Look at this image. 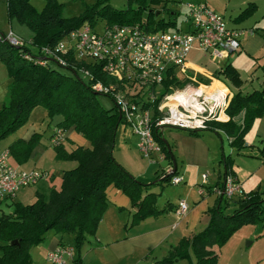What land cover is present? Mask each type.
Listing matches in <instances>:
<instances>
[{"label": "trees", "instance_id": "16d2710c", "mask_svg": "<svg viewBox=\"0 0 264 264\" xmlns=\"http://www.w3.org/2000/svg\"><path fill=\"white\" fill-rule=\"evenodd\" d=\"M134 1L139 5L136 10L119 11L104 5L101 8H89L83 15L74 19L63 17L61 5L57 0H46L43 11L36 10L30 0L7 1L9 16L27 23L35 35L30 41L31 46L26 43L22 47H17L5 40L4 34H0V55L10 75L8 98L0 109V141L21 129L28 122L33 110L43 106L50 118L61 117L57 127L65 130L74 128L90 144L78 146L72 151L65 149L64 142L53 145L59 159L75 162L73 168L64 171L61 186H53L48 198L40 194L31 204L12 202L11 212H1L0 264H30L33 259V248L40 244L51 230L74 234L75 246L81 248L89 235L96 233L109 205L107 190L113 185L132 200L135 209L132 225L146 218L158 216L171 208L169 202L163 209L159 208L157 193L152 190L151 184H144L138 180L115 158L116 130L124 120L117 105L110 110L102 106L97 96L99 92L93 89L91 81H85L78 68L93 71L98 79L106 84L114 82V78L103 72L96 61L83 62L68 55L67 66L57 63L50 56L42 59L38 55L43 47L56 45L70 31L83 26L87 20L91 25L97 26L95 16L104 17L109 24L149 25L151 21H163L166 24V28L163 29L167 30L176 25L171 19L168 22L165 19L157 20L156 16L161 10L153 5L161 4L162 0ZM166 10L172 14L173 9ZM145 11L149 14L148 18L139 20ZM129 12L133 16L127 18ZM52 63L59 64L73 73L63 72L53 67ZM213 75L231 89L232 98L226 110L229 120L212 121L209 122L207 129L190 133L196 136H201L204 131L214 132L220 136L225 134L229 137L231 145L241 151L246 146L247 132L255 120L264 113V89L244 93L241 90L244 80L232 62L217 68ZM96 80L97 78L94 79ZM199 80L204 82L202 77ZM189 81L190 78L186 74L177 72L173 78L166 80L165 87L171 91ZM240 116L242 120L239 121ZM155 135L162 144L166 158L172 163L173 153L169 142L160 134ZM36 140V137L30 142L17 139L8 150L12 155L26 158ZM224 162L226 175L233 173L232 155L224 154ZM176 173L177 171L164 173L163 179L157 182L170 183ZM203 187L205 192L213 191L205 184ZM11 198L13 197L4 200ZM218 198L219 204L211 210L209 225L198 232L192 240L195 250L214 245L221 247L232 236L238 227L236 224L240 222L264 220V193L250 191L227 200L237 204L232 213H227L222 208L221 202L224 198ZM186 247L187 242L184 240L162 262H174L187 257L188 254L182 252Z\"/></svg>", "mask_w": 264, "mask_h": 264}, {"label": "built area", "instance_id": "2783aa9c", "mask_svg": "<svg viewBox=\"0 0 264 264\" xmlns=\"http://www.w3.org/2000/svg\"><path fill=\"white\" fill-rule=\"evenodd\" d=\"M187 7L188 22L193 26L191 31L155 29L139 23H106L101 30H97V26L84 24L70 31L56 45L43 47L38 54L42 59L50 56L57 63L67 66L68 55L83 62H98L102 71L114 78V82L106 84L93 71L83 67L78 69L90 78L95 91L112 97L124 123L130 125L138 136L140 152L152 160L156 153L161 159L166 157L156 133L164 137L166 129L170 128L202 131L208 128L209 122L229 120L226 110L232 98L231 91L218 78L206 83L200 82L197 73L194 76L190 74V51L198 45L215 58L224 60L242 50L246 32H255L230 27L225 18L207 4H188ZM4 38L17 47L27 43L13 31ZM177 72L186 74L190 81L182 87L167 90L166 80L173 78ZM215 82L220 86L213 87ZM66 133L61 127L55 128L51 136L52 145L65 142ZM174 170L175 167L171 166L165 173L177 171ZM47 174L15 166L10 151L4 150L0 154V202L14 197L22 187L33 185ZM207 178L208 175L203 174V181ZM183 181L184 177L176 173L170 183ZM245 192L233 173L227 174L224 184L214 189L218 197L226 200L242 196ZM199 193L203 195L205 188L202 187ZM176 211L180 217L188 213L186 199H180ZM66 255L73 256V247L60 244L48 253L49 263L67 264Z\"/></svg>", "mask_w": 264, "mask_h": 264}, {"label": "rangeland", "instance_id": "374dc122", "mask_svg": "<svg viewBox=\"0 0 264 264\" xmlns=\"http://www.w3.org/2000/svg\"><path fill=\"white\" fill-rule=\"evenodd\" d=\"M8 0H0V34H8L13 31L14 34L27 42L28 45L31 46L30 41L34 38L35 32L34 30L24 22L19 21L17 18H11L8 13ZM62 8V15L67 19H74L76 17H80L83 15L87 9L89 8H101L104 5H109L119 11L121 10H136L138 9V3L134 0H57ZM150 1V0H149ZM148 1V2H149ZM218 4H225L226 0H215ZM32 5L38 11H43L46 6V0H30ZM206 4L205 0H162L161 4H155L153 7L161 10V13L158 14L157 20L165 19L168 22L170 19L176 22V25L170 27L169 30H177L178 28L182 31H191L193 26L188 22L189 18V8L188 4ZM260 10L257 11L255 15H259L262 23L257 22V18L251 17L245 20L241 24V28L245 29V31L253 30V27L264 26V3H261ZM166 8H171L172 14H170ZM157 10V11H158ZM215 11L219 12V15L223 16L224 11L216 8ZM254 15V16H255ZM133 16L131 12L127 14V18ZM149 14L147 11L143 12L139 20H146ZM228 25H231L229 17L225 14L223 16ZM97 22V30H101L103 26L106 24V20L104 17L95 16L94 17ZM89 20L85 24L88 23ZM151 27L157 29L166 28V24L163 21H151L149 24ZM260 31V29H259ZM262 32V31H261ZM249 39L250 47H246V50H243L242 53H232L229 55L227 59L220 60L215 58L210 52L204 51L198 45L190 51L188 55V60L196 64L200 67H203L209 72H212L214 69L219 68L224 62L230 60L234 62L241 71L242 77L245 80V84L242 86L243 91H252L255 89L262 88V82L264 81V36L259 32H246L244 36V41ZM37 49V48H36ZM52 66L68 73H73V71L61 67V65L52 63ZM86 82H90V78L84 76ZM210 82L211 80L204 79V82ZM10 83V75L9 70L4 62L3 58L0 55V89H4ZM231 90V89H230ZM98 99L102 106L107 109H113L116 106L115 101L112 97L98 93ZM3 98V97H2ZM5 99H0V109L3 107ZM7 101V100H6ZM5 101V102H6ZM44 107L36 108L30 115L29 120L20 131H24L30 125L33 126L35 124L38 129H42L44 131L43 136L44 139H47L48 146H45L47 149V153L41 156L39 167L48 168L49 170L59 169L60 165L69 166L68 168H73L75 166L74 161H64L58 162L55 158V148L52 144H50L51 133L54 131L56 123L58 122V118L50 120L49 118L44 119ZM66 141L65 144L70 148V143H72L68 137H71L73 133L72 130H66ZM17 133V132H16ZM15 133L9 135L5 140L7 141L10 136H14ZM201 136L209 139L211 144L215 150L218 148L219 157L216 159L215 165H211L208 168H204L202 171L209 176V183L215 184L218 177V167L217 164L220 163L219 159L221 158L222 153L224 152L226 155H232L235 159L233 163V169L236 174L241 185L243 186L246 192H250L251 190L258 191L264 193V116L259 118L256 123L249 129L246 134L247 145L239 151L237 148H234L231 145L230 139L227 135L223 134V136H218L212 132L204 131ZM72 138V137H71ZM164 138L168 140L171 144L174 143V139L169 131L165 132ZM0 141V153L3 152L4 141ZM90 142L87 144L89 145ZM44 148V149H45ZM45 149V151H46ZM114 156L117 161L124 166L130 174L135 176L138 180L142 181L144 184H150L154 181H157L158 177H156L155 172L160 170L161 174H164L168 171L169 161L166 157L164 159L160 158V154L156 153L154 155V160L145 157L138 147V138L137 135L133 132V129L130 125L122 122L119 124L114 142ZM65 166V167H66ZM67 168V167H66ZM223 170V165L220 167ZM59 174V172H58ZM234 174V172H233ZM236 174H234L236 176ZM49 175L42 177L37 182H35L32 187L36 186L37 183L49 184ZM36 184V185H35ZM61 182H58L57 186H60ZM208 185L207 181L202 180V176L198 178L196 185H191L187 182H181L179 184H172L161 182L157 183L158 188L155 191L158 197V204L164 205L168 201H172L173 203H179L181 198L189 200V203L192 205L195 202H198L201 199L202 194H200V190L203 185ZM117 188V187H116ZM108 199L109 205L101 219L98 229L95 234L89 235V239L93 243H96L98 239L99 231H101L102 222L108 216L109 209L113 207V203L110 199L109 192ZM154 191V190H153ZM122 193V190H121ZM124 193V192H123ZM180 193L182 196H180ZM198 195V196H197ZM123 196L129 198V202L125 208L126 213L128 210L132 209V200L126 194ZM190 197V198H189ZM123 199V198H122ZM188 202V201H187ZM224 201L225 206L224 210L232 213L237 205L234 202H230L229 204ZM211 207L213 208L215 204V199H210ZM228 206V207H227ZM110 207V208H109ZM3 209L6 212L10 211V208L7 206H3ZM0 210V214H1ZM133 213H130L128 221L123 224L125 227L126 223L129 228L133 222ZM105 217V218H104ZM107 219V218H106ZM143 225V224H141ZM238 227L233 232L232 236L227 239L221 247L218 245L209 246V258L207 264H264V220H258L256 222H240ZM138 227L135 226L134 229ZM145 226H141L142 230ZM126 229V228H125ZM63 234L72 236L68 233L58 232L57 230H51L47 233L45 239L33 248V259L30 264H50L48 260V252L50 243L56 239L55 235L61 237ZM75 244V236H72ZM86 246H85V245ZM84 249L87 247H92L90 243H84ZM82 245V246H83ZM81 246V247H82ZM76 247V246H74ZM94 247V246H93ZM168 247V244L162 245L159 249L154 251L150 264H159L160 262H156L155 257L164 256L163 249ZM167 249V248H166ZM165 249V250H166ZM84 251V252H83ZM78 253V251L76 250ZM86 253V250L82 248V254ZM156 253L158 255H156ZM47 255V256H46ZM97 256H91L83 259L82 264H98ZM71 259L70 256L66 255L67 264H74L73 261H69ZM196 259L198 263L199 260ZM147 264V262H144ZM160 264H189L187 260H180L175 263L163 262Z\"/></svg>", "mask_w": 264, "mask_h": 264}, {"label": "crops", "instance_id": "0c3cea01", "mask_svg": "<svg viewBox=\"0 0 264 264\" xmlns=\"http://www.w3.org/2000/svg\"><path fill=\"white\" fill-rule=\"evenodd\" d=\"M205 3L214 11L216 8L224 11V13L229 17V20L231 22V25H229L230 27L241 28V24L245 20L251 17H254L255 19L257 18L258 19L257 22L262 23V20L260 19L259 15L258 14L255 15V14L257 13L258 10H260V7L262 5L261 3H264V0H226L225 4H218L215 0H205ZM250 8L252 9L251 11ZM215 12L219 14V12L217 11ZM225 14H223V16H225ZM251 27L255 28L256 32H259L264 36V26H260V27L251 26ZM244 36L242 39L243 47L242 50L240 51L241 53L243 50H246V47H250L249 39L244 41ZM227 62H232V61L228 60L224 62L222 65H224ZM189 63L191 64L190 74H192L193 76L194 73H197L199 79L200 77L208 80H212V78L216 79V77L213 75V72L216 71L217 68L214 69L212 72H209L203 67L193 64L190 61ZM232 64L239 70L241 74V71L238 68V66L234 62H232ZM216 83L217 82H215V84ZM9 84L4 89L2 88L0 89V99H5L4 103L8 98ZM244 84H245V80L243 85ZM242 86H241V90H242ZM260 89H264V81L262 82V88ZM255 90H259V89H255ZM252 91H246V92H252ZM243 92L246 93L245 91ZM38 107H42V106H38ZM44 113H45L44 119L49 118L50 120H53L55 118H58V122L61 120V117L59 116H56L53 119L50 118L48 116V111L45 107H44ZM262 116H264V113ZM262 116L258 117L255 120L254 124ZM240 120H242V116L239 117V121ZM58 122L56 123L53 130H55V128L57 127ZM20 130L21 129H19L17 133L15 132L14 136H10L7 141L5 140L6 138L3 139L5 140L4 141L5 143L2 146L3 149L5 150L9 149L10 145L17 139H23L27 142H30L33 138L36 137L37 140L34 141L35 143L33 142L32 149L26 158L24 156L22 158H19L11 154V161L15 166L24 170H29V171L38 170V171L47 172L49 175V181H48L49 184L44 185L43 183L39 182L37 183V185L35 184L36 186L34 187L32 186L22 187L13 198L6 199L0 202V210L2 212L5 211L3 209V206L6 207L8 206L10 208L9 212H11L13 207L10 205V203L12 202L31 204L38 199L40 194H43L46 198H48L51 192V188L53 186L60 187L62 184V176L64 171L66 169H70L68 168L69 166L63 164L60 165V168L58 170L57 169L49 170L48 168L39 167V164H41L40 161H42L40 160L41 156L47 153V149L45 148V146H48L47 139H44L43 136L44 131L42 129L41 130L38 129L35 124H33V126L30 125L24 131H20ZM69 130L73 131V133L71 134L72 138L68 137L67 139H69L72 143H70V148H69L64 142L65 149H67L68 151H72L74 148L78 146H88L87 144L89 142L83 135L78 133L74 128H70ZM166 131H169V133L172 135V138L175 141L172 144L169 142L170 148L173 153V157H171L172 163L171 161H169L170 164L168 168H170L171 166L175 167L177 173L184 177L183 182L188 181L189 184L191 183V185H196V182L198 181L200 175L202 176V180H203V174H206L202 170L204 168H208L211 165L212 166L215 165V162L217 161L216 159H218L219 157L218 148L217 150H215L214 149L215 146L211 144L209 139L205 138L204 136L193 135L190 133V131L176 129V128L166 129ZM53 132L51 134H53ZM245 140H246V136H245ZM50 142H51V137H50ZM246 145H247V141H246ZM44 148L46 149V151ZM224 154L225 153L223 152L221 158L219 159L220 163L217 164L219 171H218V177L216 183L215 184L209 183L210 182V181L208 182L209 176L206 180L208 183L207 186L213 189V191L205 192L201 196V199H199V201L195 202V204L193 205L189 203V200H187L189 204V211L185 216L180 217L176 211L178 205L173 203L172 201H168L169 203H171V208L168 211L155 217L146 218L143 221L130 226L129 228H127L128 227L127 223L125 227H123L125 221L126 222L128 221L130 213H133L135 209L132 206V209L128 210L127 213L125 210H122V208H125L126 205L128 204L129 198L123 196V194L125 193L123 192L121 193V190L113 185L108 188V190H110V192L109 191L108 192L110 199L112 198L111 201L113 203L112 205L113 207L111 208L109 207L110 211L108 213V216L106 217L107 219L104 217L105 219L101 223L102 227H101V231H99V235L97 237L98 239L96 240V243H93L91 239L88 238L86 242L90 243L92 247H87L86 249H84V247L86 246L84 244L85 246L83 245L81 248H77L74 247L75 244H73L74 240L72 236H75L74 234L68 233L72 235V236L68 235L69 237H67L66 234H63L61 237L55 235L56 237L54 238L56 239H54L50 243L47 252L49 253L51 250L55 249L60 244H66V245H71L73 247V256L69 261H73L74 264H82L84 257L88 258L96 255H98L97 256L98 264H144V262L150 264L149 261L151 260L154 251L159 249L162 245L168 244L169 248L166 247L167 249L166 248L163 249L165 255L161 256L162 258H160L159 256L155 257L157 263L158 262L163 263L162 261L168 257L170 252L173 251V249H175L176 247L180 246L181 242L185 240L187 242V247L185 249H182V252L187 253L188 256L185 258H181L177 261L187 260L189 264H207L209 258V252H208L209 246L201 250H195V248L192 246V240L198 232L204 230L209 225L211 219V210L214 209L219 204L218 203L219 198L214 193V189L224 184L225 181L226 166L224 162ZM55 158L56 160H58V162H64V160H61L57 157L56 149H55ZM222 165H223V170L220 168ZM232 171L234 172V174H236L233 167H232ZM155 174L156 177H158L157 181H161L163 179L164 174H161L160 170H157ZM236 177L238 178L237 174ZM157 181L150 183L152 186V190H154V192L157 191L156 189L158 188ZM58 182H61L60 186H57ZM180 196H182L181 193ZM211 198L215 199V204L213 208L211 207L210 204ZM224 201L227 200L226 199L222 200L221 202L222 208L225 206ZM168 202H166L164 205L158 204L159 208L163 209L168 204ZM226 203L229 204L230 202L227 201ZM135 226L138 227L134 229ZM141 226H145L143 230ZM61 241L63 242L61 243ZM82 248L83 250H86V253L82 254ZM76 250L78 251V253L76 252ZM156 255L158 254L156 253ZM195 258L199 260L198 263L196 262ZM177 261L169 262V263H175Z\"/></svg>", "mask_w": 264, "mask_h": 264}, {"label": "bare ground", "instance_id": "6f19581e", "mask_svg": "<svg viewBox=\"0 0 264 264\" xmlns=\"http://www.w3.org/2000/svg\"><path fill=\"white\" fill-rule=\"evenodd\" d=\"M216 86L219 87L220 85L218 83H216L213 87H216Z\"/></svg>", "mask_w": 264, "mask_h": 264}, {"label": "water", "instance_id": "95a60500", "mask_svg": "<svg viewBox=\"0 0 264 264\" xmlns=\"http://www.w3.org/2000/svg\"><path fill=\"white\" fill-rule=\"evenodd\" d=\"M157 14H158V13H157ZM175 170H176V169H175ZM175 170H174V171H175ZM16 242H17V241H14V243H16Z\"/></svg>", "mask_w": 264, "mask_h": 264}]
</instances>
